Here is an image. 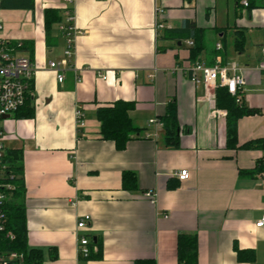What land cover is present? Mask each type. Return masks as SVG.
Listing matches in <instances>:
<instances>
[{
  "label": "crops",
  "instance_id": "crops-1",
  "mask_svg": "<svg viewBox=\"0 0 264 264\" xmlns=\"http://www.w3.org/2000/svg\"><path fill=\"white\" fill-rule=\"evenodd\" d=\"M64 8V0L0 2L3 37L21 43L18 54L36 67L35 116L0 120L5 149L23 153L29 247L44 251V264H179V235L191 234L198 264H264V228L256 227L264 214V179L241 175L255 169L264 150L227 147V116H213L203 88L186 71L195 64L193 40L170 33L195 22L205 46L196 62L239 65L242 104L258 114L238 121V147L264 139L262 54H248L247 43L243 52L234 49L237 29L264 40V0L254 9L240 0H75L82 34L59 83L49 63L64 58ZM157 9L164 12L159 35ZM47 10L60 15L50 29ZM120 100L135 104L130 116L140 129L123 151L101 138L96 116ZM171 104L180 125L178 147L166 145L163 126L149 127ZM77 107L86 115L81 138ZM183 170L190 174L184 182L177 177ZM126 171L136 174L137 191L123 189ZM86 215L91 222L78 231ZM84 234L97 243L88 260L79 255Z\"/></svg>",
  "mask_w": 264,
  "mask_h": 264
},
{
  "label": "trees",
  "instance_id": "trees-1",
  "mask_svg": "<svg viewBox=\"0 0 264 264\" xmlns=\"http://www.w3.org/2000/svg\"><path fill=\"white\" fill-rule=\"evenodd\" d=\"M257 0H249V9L256 7ZM60 20L58 11H46V27L50 29L53 23ZM170 33L180 37L193 40V47L190 51L191 61L196 62L204 51L202 43L203 31L200 30L195 22L186 21L179 29L172 30ZM234 49L243 52L247 43L246 31L237 29L234 33ZM217 107L227 111V147L229 149H261L264 150V139L254 140L238 147L237 125L238 121L246 116L256 115L258 111L249 109L243 104H238L226 88L217 89ZM135 109L133 102L117 101L112 106L101 107L97 110L96 116L100 123V135L105 141L115 144L119 151L127 148L128 143L133 137H137L140 129L135 127L130 113ZM18 119H29L35 116V109L32 106L31 97L27 99L24 107L14 115ZM165 131V143L169 147L179 146L180 125L177 119L175 105L168 106L166 114L158 119ZM78 138H81L79 136ZM7 165L2 174V184H10L14 187L12 191H7V200L4 205V212L7 217L6 231L0 235V252L8 255L12 252L22 254L23 261L13 264H44L45 254L43 250L30 248L28 244L27 215L23 204L25 196V185L23 179V153L20 150H6L3 158ZM264 172V157L257 162L253 171L241 172V175H257ZM123 189L128 192L139 189L138 179L134 172L126 171L122 175ZM172 187V186H171ZM12 232L14 239L7 237V233ZM97 245L92 241L91 246ZM241 253V251L239 252ZM51 256L56 259L57 252L51 249ZM92 254L88 259H91ZM239 259H241L239 257ZM86 260V259H85ZM178 263L179 264H198V240L196 235L181 234L178 238Z\"/></svg>",
  "mask_w": 264,
  "mask_h": 264
},
{
  "label": "built area",
  "instance_id": "built-area-1",
  "mask_svg": "<svg viewBox=\"0 0 264 264\" xmlns=\"http://www.w3.org/2000/svg\"><path fill=\"white\" fill-rule=\"evenodd\" d=\"M2 0H0L1 2ZM104 2L105 0H98ZM244 8L249 9V0H240ZM64 16L65 20L60 26V30L65 39L64 58L58 62H50L49 68L56 73L57 81L64 82L65 73L72 68V60L75 55L76 40L82 34L75 25V12L73 6L75 0H64ZM163 10L157 9L156 11V34L159 35L164 30L165 25L162 20ZM3 24L0 21V120L5 116H14L18 110L25 106L27 99L31 96L34 75L36 67L29 57L20 56L18 53L22 50L21 43L13 44L3 37ZM193 46V42H189ZM218 49L221 46L218 45ZM76 67L73 68L75 71ZM187 74L191 82L195 86H200L204 90L203 99L207 101L212 110L213 116H227V111L218 110L217 108V89L219 87L226 88L228 93L235 98L238 104L243 103V92L245 87V79L242 69L236 62H231L227 65H222L217 62L213 66H207L202 62L195 63L187 70ZM261 71L264 72V50L262 53ZM99 77L104 80L107 76L102 74ZM80 80V78H77ZM85 113L82 107H77L75 118L77 121L78 135H81L82 129L85 127ZM161 125L158 119H151L149 127L153 125ZM4 134L0 130V235L6 231L7 217L4 212V205L7 200L6 192L14 189L10 184H2V174L7 167L3 162L5 156V146L3 143ZM177 177L180 181L189 179L190 174L187 170L178 172ZM260 177L264 179V172L260 173ZM145 196L154 202V194L146 192ZM91 222V217L86 215L79 218L77 222V230L85 231ZM257 228H264V214L256 222ZM7 237L14 239L12 232L7 233ZM79 255L87 259L91 254L90 246L91 240L87 235L78 236ZM23 255L12 252L8 255L1 254L0 264H13L22 262Z\"/></svg>",
  "mask_w": 264,
  "mask_h": 264
},
{
  "label": "rangeland",
  "instance_id": "rangeland-1",
  "mask_svg": "<svg viewBox=\"0 0 264 264\" xmlns=\"http://www.w3.org/2000/svg\"><path fill=\"white\" fill-rule=\"evenodd\" d=\"M246 36H247V51H248L247 53L262 54L264 50V46L260 48L257 46L259 45L258 42H262L261 44H263L264 40L257 38L255 33L254 34L248 33ZM229 41L231 43V39Z\"/></svg>",
  "mask_w": 264,
  "mask_h": 264
},
{
  "label": "water",
  "instance_id": "water-1",
  "mask_svg": "<svg viewBox=\"0 0 264 264\" xmlns=\"http://www.w3.org/2000/svg\"><path fill=\"white\" fill-rule=\"evenodd\" d=\"M10 116H5V117H3V119H8Z\"/></svg>",
  "mask_w": 264,
  "mask_h": 264
}]
</instances>
